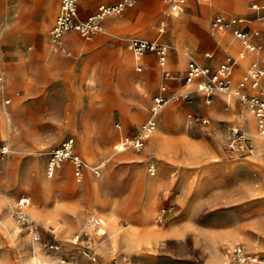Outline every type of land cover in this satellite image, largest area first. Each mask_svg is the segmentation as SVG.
Listing matches in <instances>:
<instances>
[{
  "label": "rangeland",
  "instance_id": "1",
  "mask_svg": "<svg viewBox=\"0 0 264 264\" xmlns=\"http://www.w3.org/2000/svg\"><path fill=\"white\" fill-rule=\"evenodd\" d=\"M36 1L6 0L0 9V68L22 80L8 91L0 73V141L10 148L0 160V264H238L229 252L236 243L264 256V162L252 161L253 154L236 157L225 148L235 122L221 115L229 107L218 93L211 101L214 110L195 93L191 100L173 98L191 88L183 85L182 69H176L179 58L184 63L200 59L208 50L219 63L243 50L232 35L236 49L221 50L217 41L226 38L216 39L211 16L220 12L253 23L249 5L264 0H182L177 14H168L163 0H136L122 13L104 17L82 49L73 32L66 51L44 48L41 38L45 33L51 43L56 11L38 30L32 16ZM114 1L78 0V16L85 19L99 3ZM256 19L258 55L249 56L264 65V12ZM111 21L119 24L109 27ZM160 22L166 24L161 34ZM35 32L39 39L32 46ZM133 35H160L175 86L168 87L169 100L160 112L168 123L158 124L142 151L123 153L114 148L119 126L135 133L147 116L148 97L161 84L154 69L135 71L125 48ZM140 80L147 97L138 92ZM230 104L236 112L245 109L232 97ZM193 113L207 116L209 123L201 124ZM244 132L255 152V136ZM68 138L84 165L81 176L66 159L48 178L49 157ZM21 195L30 198L28 213L39 241L27 239L15 222L11 209ZM90 216L104 223L85 225ZM126 231L132 238L128 245L122 240ZM88 250L95 260L84 254Z\"/></svg>",
  "mask_w": 264,
  "mask_h": 264
},
{
  "label": "built area",
  "instance_id": "2",
  "mask_svg": "<svg viewBox=\"0 0 264 264\" xmlns=\"http://www.w3.org/2000/svg\"><path fill=\"white\" fill-rule=\"evenodd\" d=\"M136 0H118L110 4L98 5L95 12L81 19L78 16V0H60L59 10L55 22L50 30V40L61 51H66L63 36L69 31H76L85 40L101 29L100 21L110 15L122 13L127 7L133 6ZM165 10L168 14H176L181 10L182 0H163ZM249 8L255 14V19L259 13L264 12V2H252ZM246 17L238 15H225L215 13L210 20L211 29L221 35L231 34L238 40L243 50L238 58H243L248 53H255L258 49L257 42L254 39L259 35L257 29H249ZM159 33L164 31V25L158 28ZM125 48L138 61L147 54H153L156 59V67L161 77V84L155 94L152 95L149 114L146 120L140 125L139 129L132 134H124L119 137L114 145L116 151H125L131 149L135 152L142 151L150 135L157 127L158 116L163 106L168 102L169 97L166 93L168 89L167 81L174 78L173 73L167 67L168 46L158 39H146L137 36H130L125 40ZM205 58L212 57L210 52H204ZM238 58L227 56L225 59L215 64H208L189 57L185 66L184 73L181 76L183 85L191 88L182 91L173 98L182 97L190 99L192 94L203 96L205 103H209L215 93H221L228 98L232 97L236 101L245 104L255 119L256 127L261 135H264V65L256 58L252 57L243 69L239 79L234 84L233 75L238 65ZM136 70L141 71V64L136 65ZM140 93L146 95L144 88H140ZM192 118L201 124H208L207 116H196ZM225 148L234 156L241 157L252 153L253 144L246 136L244 130L238 125H231L226 133ZM9 145L0 141V160L9 153ZM69 159L74 164V173L77 177L81 176L84 165L81 158L73 151V139L68 138L55 148L47 162L46 173L48 178H52L56 168L63 160ZM151 173H154V164L150 163ZM1 172V166H0ZM95 172H97L95 170ZM30 198L27 195L18 197L12 205V213L15 222L23 230L24 236L30 241H39L40 234L33 219L28 213ZM103 219L100 216H90L85 220V225H102ZM85 234L84 232H82ZM81 234V233H80ZM79 239V234L74 236V242ZM230 257L238 264L258 263L264 264V256L257 257L249 252L245 245L236 243L229 250ZM91 260H95V254L91 251H85ZM114 264H119L115 261Z\"/></svg>",
  "mask_w": 264,
  "mask_h": 264
},
{
  "label": "crops",
  "instance_id": "3",
  "mask_svg": "<svg viewBox=\"0 0 264 264\" xmlns=\"http://www.w3.org/2000/svg\"><path fill=\"white\" fill-rule=\"evenodd\" d=\"M116 1H118V0H116ZM116 1H114V2H116ZM5 2H6V0H0V9H2L3 7H4V5H5ZM37 3H33L32 4V16L34 17V18H36V23L38 24V30H42V27H43V25H42V23H44V25L45 24H48L49 22H50V19H51V17H50V14H52V13H54L55 11H56V14H55V18H56V15H57V13H58V10H59V4H60V0H59V4H58V7H57V3H56V1L55 0H37L36 1ZM114 2H101V3H99L98 5H100V4H110V3H114ZM98 5L96 6V9H97V7H98ZM78 9H79V6H78ZM95 9V10H96ZM79 11V10H78ZM93 12H95V11H93ZM92 12V13H93ZM92 13H90V14H92ZM89 14V15H90ZM177 14V13H176ZM215 14V13H214ZM213 14V15H214ZM229 14V13H228ZM88 15V16H89ZM212 15V16H213ZM212 16H211V18H212ZM250 17H252V18H254L255 17V14L254 13H252L251 15H250ZM44 20V21H43ZM211 20V19H210ZM258 21L259 20H257V19H255V22H253V23H251V20H249V22L247 23V27L249 28V29H257L258 30V27H257V24H258ZM54 22H55V20H54ZM112 22H117V24H119V22L118 21H111L109 24H108V26L110 27V25H111V23ZM160 25H164V30H165V26H166V24L165 23H162V22H160ZM46 26V25H45ZM44 26V27H45ZM160 27V26H159ZM158 27V28H159ZM45 30V29H44ZM159 31V30H158ZM259 31V30H258ZM73 32H76V31H69V32H67V33H65L64 34V37H63V41H64V44H65V47L66 48H69V47H71V45H72V43H73V41H74V36H73ZM164 32V31H163ZM162 33V32H161ZM161 33H159V34H161ZM79 34V33H78ZM38 35H39V33H37V32H35V33H32V35H31V41H32V46H36V41L39 39L38 38ZM67 35L69 36V37H67ZM225 35V37H226V40L223 42V43H220V42H218L217 41V44L218 45H220V47H221V50L223 51V52H232V51H234L235 49H236V44H235V41H234V39L230 36L231 34H224ZM79 36H80V34H79ZM133 36H137V35H133ZM160 36V35H159ZM159 36L157 37V38H148V37H143V36H137V37H142V38H146V39H158V40H160V38H159ZM39 37H42V36H39ZM69 38V39H68ZM41 39H43V41H42V43H43V46H44V48L45 49H50V47H53V44L52 43H50L49 41H48V38H47V35L44 33L43 34V37L41 38ZM88 40H85L83 37H81L80 36V39L79 40H77L76 41V45H77V47L79 48V49H82L84 46H85V44H86V42H87ZM161 41V40H160ZM236 41H237V43H238V45H240V43L238 42V40L236 39ZM254 41L256 42V38L254 39ZM163 42V41H162ZM165 43V42H164ZM241 46V45H240ZM242 47V46H241ZM243 48V47H242ZM208 51V50H207ZM207 51H204V52H207ZM242 51V50H241ZM240 51V52H241ZM204 52H203V54H204ZM208 52H210L211 54H212V57H213V53L211 52V51H208ZM239 52V53H240ZM239 53H238V55H237V57L236 58H238L239 57ZM203 54H202V57L200 58V59H197L198 61H201V62H203V63H208V64H217V63H214L213 62V59H212V57H210V58H205L204 56H203ZM251 53H248L246 56H244L243 58H244V62H243V64H240V61L243 59H238V65H237V67H236V69L235 70H240V73H239V76H238V78L237 79H234V77H233V81H234V84L237 82V80L239 79V77H240V75H241V73H242V71H243V69L245 68V66L247 65V63L249 62V60L252 58V57H250L249 55H250ZM123 56V60H125V58H124V54L122 55ZM131 56H132V54H131ZM168 57H169V51H168ZM132 60H133V63H134V69H135V71H137L136 70V65L139 63V64H141V66H142V70L141 71H137V72H148V71H151V70H155V74H156V76L158 77V78H160V80H161V77H160V75H159V72H158V70H157V67H156V59H155V56L153 55V54H147V55H145V56H143L141 59H139L138 61H136L135 59H134V57L132 56ZM187 61H188V59L186 60V62L184 63V65H183V68H182V74L184 73V70H185V66H186V63H187ZM84 64V66L87 64V62H84L83 63ZM177 65V64H176ZM167 67H168V69L169 70H171V72L173 73V70L169 67V63H168V59H167ZM176 69H178L177 68V66H176ZM0 73L1 74H3V75H5L4 77H5V79L8 81V84L10 85V88L8 87V91H13V90H16V89H18L21 85H22V80H21V78H19L17 75H16V73L14 72V71H11V72H8V71H6V70H2L1 68H0ZM0 74V75H1ZM2 78H3V76H2ZM140 87L138 88V92L140 93V88L142 87V88H144V91L146 92V95H142L141 93V96H143V97H147L148 95H147V90H146V87H145V85H144V81H142V80H140ZM167 85H168V87H170V85H172V86H175V82L174 81H172V80H169V81H167ZM159 88V87H158ZM158 88L155 90V92L154 93H152L148 98H149V102H148V107H147V109H148V113H147V116H146V118L148 117V114H149V106H150V101H151V97H152V95L153 94H155L156 92H157V90H158ZM168 90V89H167ZM198 95V94H197ZM200 98H201V100L202 101H204V98H203V96H201V95H198ZM218 96H220L224 101H223V105L224 104H226L229 108V110L227 109V111H220V113H221V115L222 116H224L225 118H229L231 121H233V123H234V125H238L239 127H241L243 130L244 129H253V127L254 126H256V122H255V119H254V117L252 116V114L250 113V111L249 110H247L244 106V108L245 109H243V110H245L246 112H248L249 114H250V119H249V117H245V120H243V122L241 123L242 125H243V127H242V125L240 124V121H235V117H230V115L232 114V113H237V114H239V113H242L243 111H240V112H236V111H234L233 110V105L232 104H230V101H227L226 99H225V96L224 95H222V94H218ZM213 98H214V95L212 96V99H211V101L213 100ZM213 103V102H212ZM211 102L210 103H205V101H204V104L205 105H210V104H212ZM214 104V108H213V110L215 109V107H216V103H213ZM212 104V105H213ZM205 105H203L202 106V108L204 109V110H206L205 109ZM166 112L167 113H169V110H166ZM161 114V113H160ZM160 114H159V116H158V121H157V126H158V124L159 123H161L160 124V126H162V124L164 123V124H166V123H168L167 121H165V117H164V114H163V116H162V120H161V117H160ZM131 116V115H130ZM146 118H145V120H146ZM131 120H133V118H132V116H131ZM144 120V121H145ZM143 121V122H144ZM142 122V123H143ZM170 122H171V120H170ZM170 122H169V124L167 125V126H169L170 125ZM141 123V124H142ZM140 124V125H141ZM163 124V125H164ZM167 126L165 127V126H163V128L165 129V128H167ZM119 136H118V138H117V140L119 139V137L121 136V135H124V134H132V133H128L127 131H125L124 129H122L120 126H119ZM117 140H116V142H117ZM149 141V140H148ZM2 142H4V141H2ZM115 142V143H116ZM127 150H131V149H127ZM131 151H133V150H131ZM133 152H135V151H133ZM123 153H126V150H125V152H123ZM160 153H158L157 152V155H159Z\"/></svg>",
  "mask_w": 264,
  "mask_h": 264
},
{
  "label": "bare ground",
  "instance_id": "4",
  "mask_svg": "<svg viewBox=\"0 0 264 264\" xmlns=\"http://www.w3.org/2000/svg\"><path fill=\"white\" fill-rule=\"evenodd\" d=\"M114 24V23H113ZM115 26V25H114ZM215 36H216V39H224V38H226L225 37V35H221V34H214ZM64 37V36H63ZM52 43V42H51ZM53 44V43H52ZM54 45V44H53ZM54 49H57V47L54 45ZM185 54H186V52H184ZM256 54V57H257V53H255ZM238 59H242V58H238ZM183 64H184V59L183 58H179V61H178V64H177V67H178V69H182V67H183ZM218 94H221V93H218ZM222 95H224V94H222ZM225 96V99L227 100V101H230V98H228L226 95H224ZM211 102V101H210ZM209 102V103H210ZM244 107L247 109V110H249L245 105H244ZM250 111V110H249ZM137 113V112H136ZM251 113V112H250ZM252 114V113H251ZM249 117V119H250V114L248 113V112H246L245 110H243V112L242 113H239V114H237V113H232L231 114V116L230 117H235V121H240V124L243 122V120H245V117ZM242 125V124H241ZM242 127H243V125H242ZM248 133H250L251 135H254L255 136V138H256V142H257V146H256V151L255 152H253V150H252V152L253 153H251V154H253V157L251 158L252 159V161H255V160H258V161H261V162H264V135H261L260 133H258L256 130H255V128H253V129H245ZM257 161V162H258ZM250 163V162H249ZM248 166V162L246 163V164H244V166H242V168H245V167H247ZM7 216V215H6ZM7 218L8 219H10L8 216H7ZM6 218V219H7ZM8 222H9V220H8ZM10 223H12V222H10ZM122 240H123V242L126 244V245H128V244H130V242H131V240H132V238H131V234H130V232H128V231H126L125 232V234L122 236ZM36 245V244H35ZM42 261H40V262H38L39 264L41 263ZM43 263V262H42ZM72 264H74V263H72Z\"/></svg>",
  "mask_w": 264,
  "mask_h": 264
}]
</instances>
